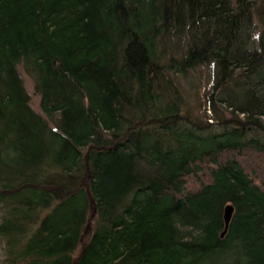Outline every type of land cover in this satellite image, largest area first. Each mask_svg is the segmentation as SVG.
<instances>
[{"label": "trees", "instance_id": "16d2710c", "mask_svg": "<svg viewBox=\"0 0 264 264\" xmlns=\"http://www.w3.org/2000/svg\"><path fill=\"white\" fill-rule=\"evenodd\" d=\"M0 253L264 264V0H0Z\"/></svg>", "mask_w": 264, "mask_h": 264}, {"label": "rangeland", "instance_id": "374dc122", "mask_svg": "<svg viewBox=\"0 0 264 264\" xmlns=\"http://www.w3.org/2000/svg\"><path fill=\"white\" fill-rule=\"evenodd\" d=\"M199 75L203 79H207L208 78V75H206V70H202L199 73ZM22 77H23L25 89L27 90V92L29 93L30 98H31V101H30L31 102V107H32V109L34 111H38V109H39V100H38V97L35 95V92H34L33 81H32V79L30 77H28L27 75H25L23 73H22ZM184 97H185V95H184ZM186 99H187L188 103H190L189 101H191V103L193 105L198 106L194 96L186 95ZM2 262H3V254L0 253V264Z\"/></svg>", "mask_w": 264, "mask_h": 264}, {"label": "water", "instance_id": "95a60500", "mask_svg": "<svg viewBox=\"0 0 264 264\" xmlns=\"http://www.w3.org/2000/svg\"><path fill=\"white\" fill-rule=\"evenodd\" d=\"M233 213V207L232 206H226L224 209V231L221 234V237H223L228 229L231 217Z\"/></svg>", "mask_w": 264, "mask_h": 264}]
</instances>
